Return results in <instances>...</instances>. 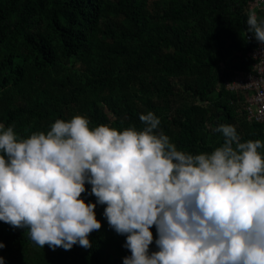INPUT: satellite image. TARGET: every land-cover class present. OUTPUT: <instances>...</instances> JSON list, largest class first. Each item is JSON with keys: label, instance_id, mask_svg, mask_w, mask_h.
Instances as JSON below:
<instances>
[{"label": "trees", "instance_id": "obj_1", "mask_svg": "<svg viewBox=\"0 0 264 264\" xmlns=\"http://www.w3.org/2000/svg\"><path fill=\"white\" fill-rule=\"evenodd\" d=\"M249 1L0 0V124L21 138L76 115L90 127L142 130L139 116L152 111L184 152L222 146L220 124L242 142L264 141V122L245 115V92L227 85L253 70ZM85 187L82 198L95 203ZM105 207L95 209L102 227L88 249L41 248L0 221L4 264H123L126 236L108 226Z\"/></svg>", "mask_w": 264, "mask_h": 264}, {"label": "clouds", "instance_id": "obj_2", "mask_svg": "<svg viewBox=\"0 0 264 264\" xmlns=\"http://www.w3.org/2000/svg\"><path fill=\"white\" fill-rule=\"evenodd\" d=\"M246 24L264 45V19L249 11ZM139 120L142 130L119 131L76 115L26 138L0 124V221L27 229L41 248L88 249L102 227L99 204L126 236L123 264H264V141L242 142L234 125L220 124L222 146L192 154L152 111ZM86 184L95 203L82 198Z\"/></svg>", "mask_w": 264, "mask_h": 264}, {"label": "built area", "instance_id": "obj_3", "mask_svg": "<svg viewBox=\"0 0 264 264\" xmlns=\"http://www.w3.org/2000/svg\"><path fill=\"white\" fill-rule=\"evenodd\" d=\"M263 8L264 0H250L247 12L255 11L260 18ZM248 38L253 41V45L247 51L253 62V70L235 75L232 80L227 81V85L231 89L245 92L247 119L264 122V45L257 42L252 33H248Z\"/></svg>", "mask_w": 264, "mask_h": 264}]
</instances>
